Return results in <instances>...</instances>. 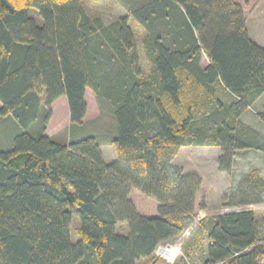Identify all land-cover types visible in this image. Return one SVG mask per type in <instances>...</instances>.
<instances>
[{
    "label": "trees",
    "instance_id": "1",
    "mask_svg": "<svg viewBox=\"0 0 264 264\" xmlns=\"http://www.w3.org/2000/svg\"><path fill=\"white\" fill-rule=\"evenodd\" d=\"M133 15L148 32L144 79L128 16L105 24L81 0H0V117L17 131L0 148V264L150 260L193 217L202 181L172 163L182 146L219 147L222 170L239 150H263L239 121L264 95V47L249 36L240 5L151 0ZM86 89L112 111L114 161L103 159L95 135L61 144L46 135L60 96L67 97L70 128L83 124ZM261 109L264 120V102ZM256 175L248 173L247 188ZM133 188L157 200L156 216L136 211ZM200 220L210 241L201 264H264L259 212L247 207Z\"/></svg>",
    "mask_w": 264,
    "mask_h": 264
},
{
    "label": "rangeland",
    "instance_id": "2",
    "mask_svg": "<svg viewBox=\"0 0 264 264\" xmlns=\"http://www.w3.org/2000/svg\"><path fill=\"white\" fill-rule=\"evenodd\" d=\"M151 0H81V7L85 10L86 14L90 18L100 17L105 24L110 21L117 20L122 16H128L129 25L134 32V39L137 43V50L139 52V61L141 64L142 78H146L149 75V63L145 56V50H143V38L148 34L146 28L134 17L133 11L141 9L143 4L148 3ZM103 14V16L101 15ZM39 20V19H38ZM251 31H262L264 29V21L254 19L249 22ZM201 66L208 65V59L204 53L201 54ZM223 100L227 101L224 95H221ZM85 100L88 106V117L90 118L87 123L82 125L73 126L68 129L69 118L65 115L66 107L63 112L59 106V112L56 111L52 122L49 125L50 137L58 143H67V140L76 139L85 135H95L101 142L100 149L102 150V156L105 161L116 160V150L110 144L112 137L115 133V119L112 116V111L108 105H105L101 100L93 93L92 90L86 89ZM264 102V95L255 102L253 105L247 107L240 117L239 121H242L250 127L257 134V139L263 144V150L259 149H244L237 151L234 158L228 163V169L222 170L220 165V157L222 156L220 148L217 146H182L176 158L172 160V163L183 167L186 173L194 172L201 178V186L195 195L196 204L194 207L193 217L190 219V229L184 231V237H187V241L202 236L205 232L202 227L201 220L205 216L215 215L216 213H226V211H236L242 208H252L259 212L261 217L264 213V201L257 203H249L246 206L230 207L225 202H236L238 200L257 199L262 198L264 200V187L262 181L258 177L264 179V120L259 117V112ZM2 104L0 102V108ZM50 122V121H49ZM10 118L0 117V148L4 149L12 144V137L17 133L11 126ZM48 127V126H47ZM224 165L225 162L223 163ZM251 170H255L256 177L253 183L255 187L249 189V184L245 181L246 176ZM130 194V200L133 202L136 211L140 214L149 215L156 213V207L158 205L157 200L151 196H147L141 190L136 188L132 189ZM203 206V207H202ZM195 217V218H194ZM78 215L73 217L70 229V236L73 243L76 242L78 236L75 234L76 227L80 225ZM126 223H120L118 226V232L126 233ZM183 234V233H182ZM181 234V235H182ZM180 236V235H179ZM183 236V235H182ZM178 237V236H177ZM181 238H176L173 242H163V244H171L177 247L175 253L169 254L167 258L163 254H158L155 250L154 258L150 260H142L140 264H174L178 260H184V253L186 245L181 248ZM186 239V238H185ZM162 244V245H163ZM175 255V256H174ZM174 257V259H172ZM199 258V254L196 255ZM201 258V257H200ZM204 258H202L203 260ZM201 261V260H200ZM196 262V261H191Z\"/></svg>",
    "mask_w": 264,
    "mask_h": 264
},
{
    "label": "crops",
    "instance_id": "3",
    "mask_svg": "<svg viewBox=\"0 0 264 264\" xmlns=\"http://www.w3.org/2000/svg\"><path fill=\"white\" fill-rule=\"evenodd\" d=\"M233 2L236 3L237 5H240V7H241L242 13H243L244 18H245V24L247 27V32H248L249 36L251 37V39L253 41H255L258 45L264 47V29L260 32L256 31V30L251 31V27L249 24V22H251L254 19L264 21V0H233ZM101 15L103 16V14H101ZM59 106L61 107L60 109H62L63 112H65L64 111L65 108H62L63 106L66 107V109H67L65 112V115L67 116V118H69V122H68L67 126H68V129H70V124H71L70 110L68 107L67 97H65V96H60V98L52 104V106H51L52 115H51L49 124L51 123V121L55 122L53 120V118L55 116L56 111L57 112L60 111L58 109ZM89 119L90 118L88 117V110H87L85 118L83 119V124L87 123L88 121L96 120V119H92V120H89ZM48 129H49V125L46 128V130H47L46 135L48 137H50L51 133H49ZM77 138H81V137H77ZM67 142H69V140H67ZM107 162H111V161H107ZM157 207H158V205H157ZM157 207H156V213H152L149 215H145L142 213H140V214H142L146 217L156 216L158 213ZM187 229H190V223H188L185 230H187ZM182 235L175 237L170 241L173 242V240H175L176 238L179 239V238L185 236L184 233ZM181 240H182L181 241V243H182L181 248L183 249L184 246L186 245V250H185V252H183L185 258H184V260L183 259L178 260L177 263H175V264H201L200 262L202 261V258H204L203 260H206V258H207L206 248H207V245L210 241H208V239L206 238L204 233H202V236H199V238L196 237L195 239L187 241V237H184V239L182 238ZM173 253L174 252H172V254ZM197 254H199V258H196ZM191 261H196V262L193 263Z\"/></svg>",
    "mask_w": 264,
    "mask_h": 264
},
{
    "label": "built area",
    "instance_id": "4",
    "mask_svg": "<svg viewBox=\"0 0 264 264\" xmlns=\"http://www.w3.org/2000/svg\"><path fill=\"white\" fill-rule=\"evenodd\" d=\"M262 217H263V220H262V224H261V227H260L261 230H260V236H259L260 240H259V242L264 244V213L262 214ZM169 247H173V245H171V244H166V245L163 244V245H160V246L157 248V253H158V254H163V255H165L167 258H169L166 254L161 253V252H163L164 250H166V249L169 248ZM169 259H170V258H169ZM173 259H174V258H173ZM260 262H261V263H264V256L260 258ZM210 264H223V262H221V261H217V262H212V263H210Z\"/></svg>",
    "mask_w": 264,
    "mask_h": 264
},
{
    "label": "bare ground",
    "instance_id": "5",
    "mask_svg": "<svg viewBox=\"0 0 264 264\" xmlns=\"http://www.w3.org/2000/svg\"><path fill=\"white\" fill-rule=\"evenodd\" d=\"M177 247H175V246H173V247H169V248H167L166 250H164L163 252H161V253H164V254H166L168 257H169V254H172V252H174L175 253V255H176V251H177ZM174 255V256H175ZM170 258V257H169ZM174 258V257H173ZM172 258V259H173ZM171 259V258H170Z\"/></svg>",
    "mask_w": 264,
    "mask_h": 264
}]
</instances>
